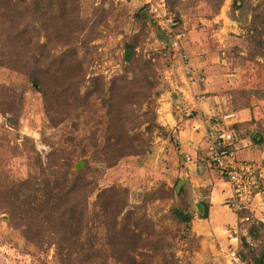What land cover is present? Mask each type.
<instances>
[{
  "label": "rangeland",
  "instance_id": "374dc122",
  "mask_svg": "<svg viewBox=\"0 0 264 264\" xmlns=\"http://www.w3.org/2000/svg\"><path fill=\"white\" fill-rule=\"evenodd\" d=\"M261 1L165 0L161 29L145 0H0V264L258 263L264 166L249 210L203 218L210 185L163 122L204 78L234 108L264 97L245 31Z\"/></svg>",
  "mask_w": 264,
  "mask_h": 264
},
{
  "label": "crops",
  "instance_id": "0c3cea01",
  "mask_svg": "<svg viewBox=\"0 0 264 264\" xmlns=\"http://www.w3.org/2000/svg\"><path fill=\"white\" fill-rule=\"evenodd\" d=\"M203 81L204 87L192 91V96L198 93V97H192L186 88L184 95H174L177 99L163 125L174 132L187 174L200 186L210 185L209 218L230 197L227 181L219 176L220 171L208 158L209 141L220 133L234 132L236 142L231 149L238 160L264 166V97L253 96L250 105L234 108L225 92L214 90L210 79Z\"/></svg>",
  "mask_w": 264,
  "mask_h": 264
},
{
  "label": "built area",
  "instance_id": "2783aa9c",
  "mask_svg": "<svg viewBox=\"0 0 264 264\" xmlns=\"http://www.w3.org/2000/svg\"><path fill=\"white\" fill-rule=\"evenodd\" d=\"M145 0L147 7L152 11L161 29H164L166 23L165 17L168 13L166 11L165 0ZM163 9V12L161 10ZM170 31V28L167 29ZM181 35L175 37L173 46L179 49L181 44L179 42ZM182 54V53H181ZM183 56V54H182ZM184 57V56H183ZM236 142V135L234 132L220 133L217 138H212L209 141V159L214 164L220 173L227 178L229 184L230 197L228 198L229 206L236 212L247 211L250 209L249 204L260 190L259 177H263L262 168L256 163L238 160L234 151L231 149ZM250 217L241 218V222L249 221ZM239 237L237 231L233 235H229V245L231 246L228 252V258L231 262H237V252L239 249ZM232 264V263H231Z\"/></svg>",
  "mask_w": 264,
  "mask_h": 264
},
{
  "label": "trees",
  "instance_id": "16d2710c",
  "mask_svg": "<svg viewBox=\"0 0 264 264\" xmlns=\"http://www.w3.org/2000/svg\"><path fill=\"white\" fill-rule=\"evenodd\" d=\"M169 4L172 6L174 5L178 0H167ZM207 1H215L217 3L216 6H221L222 3L225 0H207ZM237 2V1H236ZM235 2L234 6H237V3ZM68 7H67V1L63 3V7H59V12H68ZM247 36L250 38L251 45L254 47V52H252V57L255 58H260L264 60V0L259 2L257 5H255L252 8V18L251 22L248 26L247 29H245ZM15 32L18 34L17 38L24 37V30L18 31L17 29L12 31V35L15 36ZM26 42V41H25ZM26 45H23L22 47H25ZM10 56H15V55H10ZM16 60H10V62H5L14 64V67L17 65ZM70 189V192H73L76 190V185H72ZM209 215V211L207 208H205V213L203 215V218H207ZM186 222L191 221L190 216H185L184 217ZM257 264H264V252L261 254L260 258L258 259Z\"/></svg>",
  "mask_w": 264,
  "mask_h": 264
},
{
  "label": "water",
  "instance_id": "95a60500",
  "mask_svg": "<svg viewBox=\"0 0 264 264\" xmlns=\"http://www.w3.org/2000/svg\"><path fill=\"white\" fill-rule=\"evenodd\" d=\"M129 57H130V51H127L126 54H125V58H126V60H128ZM76 168H77V169H80V168H81V164H78V165L76 166ZM198 208H199L200 211H203V207H202L201 204H198Z\"/></svg>",
  "mask_w": 264,
  "mask_h": 264
}]
</instances>
